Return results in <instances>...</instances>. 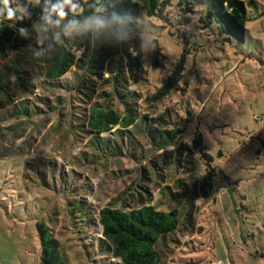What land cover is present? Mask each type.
I'll return each mask as SVG.
<instances>
[{
	"label": "rangeland",
	"instance_id": "rangeland-1",
	"mask_svg": "<svg viewBox=\"0 0 264 264\" xmlns=\"http://www.w3.org/2000/svg\"><path fill=\"white\" fill-rule=\"evenodd\" d=\"M244 1L245 41L229 38L216 28L196 26L191 20V44H186L190 48L175 88L153 104L147 98L179 59L188 26L174 21L173 8L140 16L143 78L139 85L128 84V89L140 95L138 111L155 116L165 110L178 124L188 118L184 134L192 139L194 131H199L202 149L194 153L199 154L201 167L212 168L199 167L194 183L190 182L198 188L206 176L208 183L207 198L195 199V230L177 234L161 264H264V0ZM38 26L51 31L57 22L45 14ZM153 38L165 55L157 68L147 54V42ZM28 51L29 47L0 58V80L4 79L0 86H8L16 97L34 100L41 108L28 123L10 131L5 127L15 120L6 117L0 106V264H41L35 227L41 219L59 240L67 264H116V259L97 249L100 226L75 227L68 200L84 197L98 208L114 201L135 178L141 151L149 155L158 151L156 145L146 136V129L140 128L131 144L142 148L130 149L126 143L121 155L103 151L95 162H87L92 153L88 137L71 132V125L81 123L83 108L69 97L73 69L57 80L43 81L35 74ZM15 69L30 71L33 93L20 92ZM105 88L110 90L111 83ZM35 96L47 98L48 104ZM57 97L64 102H57ZM115 103L123 108L121 102ZM136 125L126 130L133 132ZM113 136L112 132L101 135L102 139ZM120 138L128 141L126 135ZM38 156L56 162L54 175L37 170L33 161ZM171 170V178L181 174ZM158 196L155 187L153 203Z\"/></svg>",
	"mask_w": 264,
	"mask_h": 264
},
{
	"label": "trees",
	"instance_id": "trees-1",
	"mask_svg": "<svg viewBox=\"0 0 264 264\" xmlns=\"http://www.w3.org/2000/svg\"><path fill=\"white\" fill-rule=\"evenodd\" d=\"M164 7L173 8L174 21L188 29L182 35L179 59L159 88L147 98L151 104L175 88L184 68L185 52L191 44L188 36L191 20L196 26L216 28L229 38L245 41L248 18L244 0H0V58L29 47L31 66L43 81L57 80L73 69L69 97L83 108L82 121L71 125L74 127L71 132L88 137L92 153L87 162H95L103 151L121 155L124 145L131 144L134 132L140 128L146 129V136L156 145L158 151L149 155L141 151L135 178L114 201L98 208L84 197L68 200V212L75 227L100 226L97 249L102 248L98 251L116 259V264H161L166 248L175 243L177 234L187 235L195 230L198 210L195 199L207 198L205 175L198 188L192 185L201 167L199 154L195 155L196 149L199 152L202 149L199 131H194L192 139H188L184 134L188 118L178 124L165 110L155 116L141 114L137 108L139 93L128 89V84L139 85L143 78L140 16L143 12L153 14L156 9L161 13ZM45 14L57 22L56 29L38 28ZM146 46L149 62L157 68L165 56L161 44L153 38ZM29 75L27 69H15L22 93H33L34 84ZM107 83L112 85L110 90L105 88ZM0 89L3 91L0 106L6 110V117L15 120L5 127L7 130L18 129L34 113L41 112L34 100L16 97L8 86ZM35 97L48 104L47 98ZM56 100L64 102L59 97ZM115 101L121 102L123 108L119 109ZM135 123L137 128L133 132L126 130ZM106 132L114 136L102 139ZM122 135H126L127 142L120 138ZM134 147L142 148V145L134 143L130 149ZM33 163L41 174L56 172V162L51 158L38 156ZM171 168L181 172L179 177L171 178ZM201 168L212 170L208 164ZM155 187L159 196L153 203ZM35 227L41 264H67L48 222L41 219Z\"/></svg>",
	"mask_w": 264,
	"mask_h": 264
},
{
	"label": "clouds",
	"instance_id": "clouds-1",
	"mask_svg": "<svg viewBox=\"0 0 264 264\" xmlns=\"http://www.w3.org/2000/svg\"><path fill=\"white\" fill-rule=\"evenodd\" d=\"M8 14H9V16H11V15H12V12H11V10H9ZM21 31H23V30H21Z\"/></svg>",
	"mask_w": 264,
	"mask_h": 264
}]
</instances>
